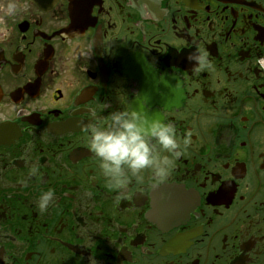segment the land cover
<instances>
[{
	"label": "flooded vegetation",
	"instance_id": "af4514ba",
	"mask_svg": "<svg viewBox=\"0 0 264 264\" xmlns=\"http://www.w3.org/2000/svg\"><path fill=\"white\" fill-rule=\"evenodd\" d=\"M114 110L174 124L166 180L102 174ZM92 261L264 264V0H0V264Z\"/></svg>",
	"mask_w": 264,
	"mask_h": 264
},
{
	"label": "clouds",
	"instance_id": "9594fccd",
	"mask_svg": "<svg viewBox=\"0 0 264 264\" xmlns=\"http://www.w3.org/2000/svg\"><path fill=\"white\" fill-rule=\"evenodd\" d=\"M3 10L5 15H15L16 4L9 2ZM186 59L192 63L197 74L213 67L207 54L193 51ZM86 131L89 133L90 149L100 162L102 174L117 188L127 186L129 174L143 183L141 174L145 171H150L158 182L166 180L173 158L182 154L174 124L159 119L141 122L135 113L114 110L106 125L89 124ZM54 201L55 196L49 190L39 197L37 207L44 213Z\"/></svg>",
	"mask_w": 264,
	"mask_h": 264
}]
</instances>
